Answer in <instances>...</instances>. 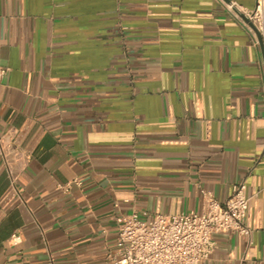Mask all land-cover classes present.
I'll use <instances>...</instances> for the list:
<instances>
[{
    "label": "crops",
    "instance_id": "crops-1",
    "mask_svg": "<svg viewBox=\"0 0 264 264\" xmlns=\"http://www.w3.org/2000/svg\"><path fill=\"white\" fill-rule=\"evenodd\" d=\"M242 182L201 264H264V45L220 0H0V264H112L125 216Z\"/></svg>",
    "mask_w": 264,
    "mask_h": 264
},
{
    "label": "built area",
    "instance_id": "built-area-1",
    "mask_svg": "<svg viewBox=\"0 0 264 264\" xmlns=\"http://www.w3.org/2000/svg\"><path fill=\"white\" fill-rule=\"evenodd\" d=\"M227 11L250 31L255 41L258 34L264 45V0H255L254 9L243 7L235 0H220ZM256 29V30H255ZM7 166L9 154H5ZM15 184L17 175L10 171ZM74 183L79 184L78 181ZM72 183L59 185L69 192ZM204 204L199 214H152L134 212L123 218L117 237V253L112 264H201L216 249L214 236L237 234L250 237L246 224L250 197L246 184L233 186L225 200L203 191ZM17 240V236H13Z\"/></svg>",
    "mask_w": 264,
    "mask_h": 264
},
{
    "label": "water",
    "instance_id": "water-1",
    "mask_svg": "<svg viewBox=\"0 0 264 264\" xmlns=\"http://www.w3.org/2000/svg\"><path fill=\"white\" fill-rule=\"evenodd\" d=\"M228 1V0H227ZM256 30V29H255ZM258 37L260 39V42L262 43V38L260 37V35L258 34Z\"/></svg>",
    "mask_w": 264,
    "mask_h": 264
}]
</instances>
